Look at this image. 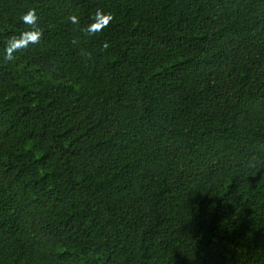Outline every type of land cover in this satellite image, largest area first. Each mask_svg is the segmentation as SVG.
Listing matches in <instances>:
<instances>
[{"label":"trees","instance_id":"obj_1","mask_svg":"<svg viewBox=\"0 0 264 264\" xmlns=\"http://www.w3.org/2000/svg\"><path fill=\"white\" fill-rule=\"evenodd\" d=\"M0 264H264V0H0Z\"/></svg>","mask_w":264,"mask_h":264},{"label":"clouds","instance_id":"obj_2","mask_svg":"<svg viewBox=\"0 0 264 264\" xmlns=\"http://www.w3.org/2000/svg\"><path fill=\"white\" fill-rule=\"evenodd\" d=\"M38 19L35 8H28L21 14L20 20L28 27L19 34L11 35L6 39L4 59L11 61L15 58L14 53L27 48L29 44H38L40 42L43 33L39 27ZM112 19L113 16L110 12H105L97 7L95 12L91 14L90 22L81 31L87 35H95L102 32L110 24ZM68 20L74 25L79 24V18L75 14H70ZM78 42V39H73L72 41L74 45ZM102 47L107 49L109 45L107 42H104ZM81 54L89 55L84 50H81Z\"/></svg>","mask_w":264,"mask_h":264}]
</instances>
